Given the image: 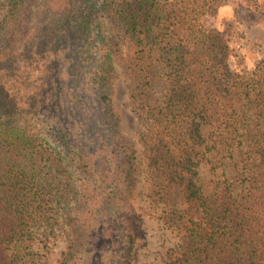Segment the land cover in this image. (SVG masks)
Here are the masks:
<instances>
[{
  "label": "trees",
  "instance_id": "1",
  "mask_svg": "<svg viewBox=\"0 0 264 264\" xmlns=\"http://www.w3.org/2000/svg\"><path fill=\"white\" fill-rule=\"evenodd\" d=\"M225 4L0 0V264H42L40 236L60 235L66 247L56 264H87L97 237L106 264H134L141 168L115 106L118 38L134 51L127 61H137L129 67L144 91L149 197L180 231L173 264H264V57L243 65L232 31L202 23ZM246 8L264 21V0ZM26 59L31 70L43 62V75L36 67L21 76ZM159 70L165 88L154 97ZM16 74L27 95L6 85ZM34 75L44 78L40 88ZM51 92L57 121L48 135L38 118ZM214 151L238 157L234 181L225 171L214 181L216 208L199 177Z\"/></svg>",
  "mask_w": 264,
  "mask_h": 264
},
{
  "label": "rangeland",
  "instance_id": "2",
  "mask_svg": "<svg viewBox=\"0 0 264 264\" xmlns=\"http://www.w3.org/2000/svg\"><path fill=\"white\" fill-rule=\"evenodd\" d=\"M247 0H226V4L218 11L215 16L206 17L202 23L208 27H227L234 34V39L237 47V51L242 57V64L248 67L253 66L257 60L264 57V21L260 20L256 14L252 13L246 8ZM120 42V51L115 55V65L118 72L117 88L115 94V106L122 118L123 130L133 140L137 155L140 163V176L137 185V195L133 204L134 214L138 217L141 234L139 236V243L135 253L134 264H173L174 259L178 255V244L180 240V231L178 227L170 226L163 218L166 215V207L162 204H155L149 197L148 192V167L146 164V157L143 153V134L146 131L145 123L140 116V101L144 93L143 89L138 86V82L135 81L134 73L135 66L129 67V64L137 61L135 59L128 62L134 51H131L130 43L127 40L117 39ZM30 60H25L26 66L20 70L22 75H32L39 72L36 67H40L41 75L44 73L43 62L35 64V70H31L28 64ZM158 69V68H157ZM152 70V69H151ZM134 72V73H133ZM153 74L155 70H152ZM44 78H36L34 75L35 85L40 88V80ZM64 80L68 79V74L63 76ZM163 74L161 70L158 71V76L152 83L154 97H160L162 90L165 88ZM28 83H23V80L19 75H10L7 78L6 85L8 88L17 90L22 95H27L28 91L26 86ZM44 85V84H43ZM66 86V85H64ZM29 87V86H28ZM29 98V97H27ZM55 95L51 92L46 97V105L48 109L43 110L42 120L39 117V125L49 135L50 129L56 130L54 126L57 121V116L51 106L53 103H58L55 100ZM61 103L68 104L67 99L61 100ZM51 113V114H50ZM53 115V116H51ZM49 118V125L46 124V119ZM58 121H62L59 120ZM54 123V124H53ZM53 124V126H52ZM238 156V155H236ZM238 161V157L232 159L228 157L225 152L214 151L209 153L199 165V177L200 183L203 187L204 194L208 198V202L214 207H218L217 192L214 189V181L221 178L223 171H225V177L233 180L236 178V166L235 162ZM179 227L180 222L184 221L186 216L185 207L177 206ZM220 209V208H218ZM172 213V212H171ZM174 215V213H172ZM180 216L182 218H180ZM43 239V240H41ZM38 243L43 247L47 244L45 250L41 253L44 256L42 258V264H56L60 256L61 251L66 247V240L64 235H60L57 238H51L48 241H44V237L40 236ZM93 248L89 250L87 256V264H106L108 261L107 247L97 237L93 242ZM247 245H242L239 250V258L241 262H245L247 257L246 250Z\"/></svg>",
  "mask_w": 264,
  "mask_h": 264
}]
</instances>
